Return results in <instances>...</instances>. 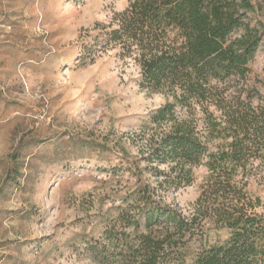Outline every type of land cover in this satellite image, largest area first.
Here are the masks:
<instances>
[{
  "label": "rangeland",
  "instance_id": "374dc122",
  "mask_svg": "<svg viewBox=\"0 0 264 264\" xmlns=\"http://www.w3.org/2000/svg\"><path fill=\"white\" fill-rule=\"evenodd\" d=\"M250 1L262 6L254 17L264 24V0ZM128 2L0 0V264H96L86 244L133 240L120 208L139 183L183 215L199 195L204 165L189 186L164 191L141 161L149 138L164 131L144 124L171 95L141 89L137 64L116 50L80 60L84 48L98 50L94 37ZM248 68L233 88L255 104V94L264 98V34ZM248 190L264 197L258 179ZM227 238L207 224L186 246V264Z\"/></svg>",
  "mask_w": 264,
  "mask_h": 264
},
{
  "label": "trees",
  "instance_id": "16d2710c",
  "mask_svg": "<svg viewBox=\"0 0 264 264\" xmlns=\"http://www.w3.org/2000/svg\"><path fill=\"white\" fill-rule=\"evenodd\" d=\"M261 9L250 0H129L94 37L98 50L84 48L80 60L91 63L97 51L116 50L137 64L141 89L173 98L144 124L164 129L149 138L141 160L161 179L158 189L189 186L193 168L207 169L189 215L139 183L120 208L133 240L86 244L96 264H186V246L207 224L228 238L201 248L190 264H264V197L248 190L251 180L264 184V98L255 94L254 104L234 89L262 40L264 24L254 17Z\"/></svg>",
  "mask_w": 264,
  "mask_h": 264
}]
</instances>
